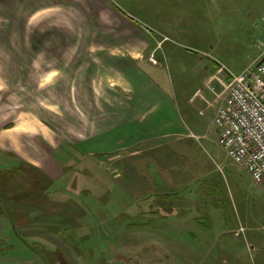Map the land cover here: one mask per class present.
<instances>
[{
  "label": "rangeland",
  "instance_id": "1",
  "mask_svg": "<svg viewBox=\"0 0 264 264\" xmlns=\"http://www.w3.org/2000/svg\"><path fill=\"white\" fill-rule=\"evenodd\" d=\"M109 1L150 44L163 84L152 91L173 104L159 116L173 122L160 139L123 148V132H108L128 89L116 64L126 53L77 52L51 45V37L38 52L20 39L1 43L0 122L21 132L26 155L0 154V264H178L167 242L206 233L192 223L202 211L209 237L220 222L241 264H264V182L255 185L227 156L212 124L230 72L244 70L217 57L229 60L222 48L231 44L251 52L264 44V0ZM63 17L52 5L36 23ZM203 53L216 57L220 74L211 67L212 78L193 75ZM182 77L192 83L179 84ZM40 144L52 155L45 170ZM32 151L41 167L30 162ZM24 241L35 243L33 251Z\"/></svg>",
  "mask_w": 264,
  "mask_h": 264
},
{
  "label": "crops",
  "instance_id": "2",
  "mask_svg": "<svg viewBox=\"0 0 264 264\" xmlns=\"http://www.w3.org/2000/svg\"><path fill=\"white\" fill-rule=\"evenodd\" d=\"M52 5L56 7L58 13H63L64 17L57 20L50 18L49 22H42V24H38L40 20H37L36 23V13L40 11L45 13L50 10ZM67 15L69 16V21H66ZM130 19L129 16L114 7L109 0H1L0 44L4 45L5 43L17 46L20 39L21 42L28 46L42 47V49H31L30 51L32 52L46 51L44 47L47 44V38L51 37V40L49 39L51 45L64 48L72 44L78 48L77 52L91 54L126 53L127 55L117 60L118 63L116 64L122 67L123 84L124 86H128V89L122 95L121 113L111 116V121L114 119L119 120L117 121L118 124L108 132H111V134L119 131L123 132V148H125L127 146L130 147L136 142L140 145V142L144 141L147 136L160 139L164 134L162 132L163 127L167 125L171 126L173 122L172 120L166 121L159 116V111L163 107H169V105L172 106L173 104L167 105V103L163 102L164 97L162 95H158L157 91H152L155 89L154 86L163 85L159 71L157 70L158 60L154 57L156 63L152 64L149 62V57L152 56V52H147L150 49V44L145 39V36L139 32V29L131 24ZM64 23H66L65 29L56 26ZM47 24L52 26L50 30L42 31L41 34L39 31H36V27L39 29L42 25L45 28ZM25 37L26 41H24ZM234 46L236 45L231 44V48H226V46L222 48V50L230 55L229 60H226L224 57L223 59L217 57V59L219 58L221 62H225L229 66L238 68L239 70L246 69L258 61H264L263 48L256 47V51L251 52L248 51L247 47L235 48ZM59 50L62 49H57V51ZM213 57L209 53L200 55L191 67L193 75L200 72L201 74L199 75L203 74L204 77L209 76V78H212L208 74L211 67L216 68L218 74H220L221 64L217 63L219 61L216 57ZM101 58L105 59L103 56ZM95 59L99 61L96 56L91 58V62ZM211 59L213 60V64ZM245 64H247V67L244 66ZM91 69L94 70V67L92 66ZM241 72L239 71V73ZM239 73L230 72L231 75ZM93 76L94 71L91 73V79ZM230 81L225 87L218 109L224 102L230 84L232 85V78ZM191 83L192 81L186 80L185 77H182L179 82L181 85ZM166 99L169 100V98ZM120 115L121 117H119ZM181 129L182 126L178 127L177 123V127L173 130L175 133H178ZM42 131L44 134H47L46 129H42ZM20 133L19 131L15 132L14 129L4 131L0 122V154H3L5 151L17 153L21 157L26 155L23 151L24 147L21 149L20 146ZM30 139H33L30 141L33 143L36 140L35 138ZM91 144L93 143L91 142ZM109 144L111 146L113 142L110 143L109 141ZM88 147L89 149L93 148L92 145ZM37 150L43 159V168L45 170V162H50L49 159L52 157L51 151L41 144L37 145ZM30 158V162L33 165L41 167L34 151L31 152ZM201 214V216H195L192 223L193 225H198L196 227H202L207 233L209 229L202 226L201 222L202 219L207 217L203 214V211ZM0 218L2 217L0 216ZM219 223L217 225L220 228H217L218 232L214 238L209 237V234L200 229L203 235L195 236L194 233L186 234L185 232L182 234L183 238L182 236H178L169 239L170 242H167V244L170 245L174 260L178 264H241L236 257L232 244L223 239L220 231L222 227L221 223ZM10 229L13 232L16 231L15 233L18 234L17 230H15V224L11 223ZM178 229H181V227ZM189 230L190 227L187 232Z\"/></svg>",
  "mask_w": 264,
  "mask_h": 264
},
{
  "label": "built area",
  "instance_id": "3",
  "mask_svg": "<svg viewBox=\"0 0 264 264\" xmlns=\"http://www.w3.org/2000/svg\"><path fill=\"white\" fill-rule=\"evenodd\" d=\"M257 47L264 49V44ZM231 78L232 85L212 124L219 131V146L258 185L264 182V61Z\"/></svg>",
  "mask_w": 264,
  "mask_h": 264
},
{
  "label": "trees",
  "instance_id": "4",
  "mask_svg": "<svg viewBox=\"0 0 264 264\" xmlns=\"http://www.w3.org/2000/svg\"><path fill=\"white\" fill-rule=\"evenodd\" d=\"M14 235H16V237L19 239V236H18V234L17 233H15ZM24 245L25 246H27L30 250H32L33 251V247H32V245H34L35 243H27L26 241H24Z\"/></svg>",
  "mask_w": 264,
  "mask_h": 264
}]
</instances>
